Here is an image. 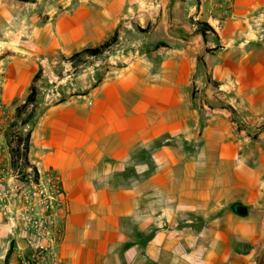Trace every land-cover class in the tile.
I'll list each match as a JSON object with an SVG mask.
<instances>
[{
	"label": "crops",
	"instance_id": "obj_1",
	"mask_svg": "<svg viewBox=\"0 0 264 264\" xmlns=\"http://www.w3.org/2000/svg\"><path fill=\"white\" fill-rule=\"evenodd\" d=\"M157 7L158 26L165 8L179 21L217 25L206 44L217 43L221 60L206 61L208 72L241 82L252 67L264 78V0H161ZM117 14L104 9L87 24L90 32L72 40L61 33L54 42L45 30L36 39L47 40L44 51L94 46L108 39ZM157 53L158 64L136 51L124 65L103 66L91 91L48 109L31 131L28 158L40 189L55 185L62 198L55 254L62 264H264V133L251 141L235 115L198 103V52ZM30 68L24 60L8 68L3 102L23 90ZM1 217L0 264H13Z\"/></svg>",
	"mask_w": 264,
	"mask_h": 264
},
{
	"label": "rangeland",
	"instance_id": "obj_2",
	"mask_svg": "<svg viewBox=\"0 0 264 264\" xmlns=\"http://www.w3.org/2000/svg\"><path fill=\"white\" fill-rule=\"evenodd\" d=\"M159 1L161 0H0V181L4 183L3 190L6 194V207H0V215L1 225L10 228L7 236L14 243L15 250L22 238L18 231L11 228L9 218L12 212L28 211L25 201L30 199L41 184L30 170L20 167V161L18 164L12 163L8 142L13 129L9 126L14 122L19 125L20 119L16 121L15 118L16 109L25 102L32 78L39 68L42 69L37 83L40 113L23 129L24 134L33 131L38 119L48 109L91 91L102 78L103 66L124 65L136 51L146 54L150 62L158 64L162 57L157 52L163 48L198 52L193 95L201 106L204 102L208 109L223 111L229 119L235 115L237 120L233 119V122H241L248 128L251 141H256V135L260 132L264 133V111L261 109L264 105H260L264 104V78H260L252 67L246 68L241 82H237L236 74L208 72L206 61L212 60V64H218L221 60L217 55L221 52L217 43L214 48L206 44L210 39L215 41V35H218L215 29L217 25L207 23L214 33L207 31L205 39L200 36L202 40L198 41L194 39V34L200 21L192 18L179 21L165 8L167 21L165 25L158 26L162 16L161 6L157 7ZM104 9L118 14L115 29L100 44L73 52H63L60 49L44 51L47 40L44 37L36 39L46 31L54 42L60 38L61 33L72 40L77 31L90 32L87 24L92 26V21L98 20L99 13ZM168 19L174 21L169 23ZM183 25L187 28L190 25L189 30L182 28ZM263 33L264 30L261 31ZM166 34L173 38L166 37ZM106 42L111 44L96 56L84 52ZM187 59L194 63L195 57L187 56ZM18 60H24L31 67L24 73L26 85L16 97L5 103L2 101V92L8 81L7 70ZM100 66L102 67L99 68ZM252 102L256 104L250 105ZM224 105L231 106L235 113L222 110ZM260 141L263 145L264 142ZM14 155L17 157L16 153Z\"/></svg>",
	"mask_w": 264,
	"mask_h": 264
},
{
	"label": "built area",
	"instance_id": "obj_3",
	"mask_svg": "<svg viewBox=\"0 0 264 264\" xmlns=\"http://www.w3.org/2000/svg\"><path fill=\"white\" fill-rule=\"evenodd\" d=\"M224 1L230 3V0ZM3 186L0 181V207L5 209ZM61 201L55 185L51 184L46 190L39 188L26 199L27 212H12L9 223L22 238L13 264H62L54 251L61 235L58 215Z\"/></svg>",
	"mask_w": 264,
	"mask_h": 264
},
{
	"label": "trees",
	"instance_id": "obj_4",
	"mask_svg": "<svg viewBox=\"0 0 264 264\" xmlns=\"http://www.w3.org/2000/svg\"><path fill=\"white\" fill-rule=\"evenodd\" d=\"M196 26V33L205 39L207 31L213 32L210 26L205 22H200ZM214 33V32H213ZM116 34L114 35V37ZM114 41V39L112 40ZM111 42H106L99 46L98 48L86 49L84 50L85 53L90 54L91 56H96L100 53L101 50L108 48ZM41 68L36 72L33 76L30 87H29V94L26 97L25 102L16 109L15 118L16 121L20 123L17 126V122L10 124V129L12 128L13 131L11 133V138L8 142V147L10 149V156L12 159L13 164H18L20 161V167L24 170H30L32 172V176L38 179V172L36 167L30 163L28 158L29 147H30V136L31 131H28L24 134V128L30 124V122L39 115V105L41 104L37 100V83L41 77ZM223 107V106H222ZM224 109L228 110L232 114H234V110L229 105H224ZM238 129L246 128V126L242 123L237 122ZM17 154L15 157L14 154Z\"/></svg>",
	"mask_w": 264,
	"mask_h": 264
},
{
	"label": "water",
	"instance_id": "obj_5",
	"mask_svg": "<svg viewBox=\"0 0 264 264\" xmlns=\"http://www.w3.org/2000/svg\"><path fill=\"white\" fill-rule=\"evenodd\" d=\"M240 214H242V215H245V214H246V210H245V208H242V209H241Z\"/></svg>",
	"mask_w": 264,
	"mask_h": 264
}]
</instances>
